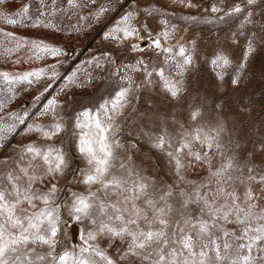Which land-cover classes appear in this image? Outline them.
<instances>
[{
  "label": "snow or ice",
  "instance_id": "obj_1",
  "mask_svg": "<svg viewBox=\"0 0 264 264\" xmlns=\"http://www.w3.org/2000/svg\"><path fill=\"white\" fill-rule=\"evenodd\" d=\"M259 2L239 0L227 9L216 4L206 9L223 12L219 20L238 18L240 35H245L247 29L244 59L237 72L244 69L255 46L264 44V19L258 22L253 11ZM173 3L195 7L192 0ZM67 4L79 6L77 0H67ZM28 14V5L17 13L25 19ZM166 17L153 3L141 5L140 0H127V11L105 38L144 42L146 34L144 47L133 42L129 44L131 50L152 48L168 53L165 63L176 60L174 66L182 75L192 63V55L179 41L165 46L178 30ZM4 18L8 24L18 23ZM148 19L158 20L160 30L152 31ZM42 24L51 26L39 18L34 22V26ZM6 35L12 37V33ZM13 39L16 50L28 45L37 59L41 53L61 55L60 49L42 41ZM211 64L231 67L232 61L219 53ZM125 70L143 72L148 84L155 74L161 88L173 98L183 91L181 82L172 79L165 68H149L143 59L123 65L118 71ZM42 73L43 69L21 74L0 72V77L9 84H32L33 78L39 80ZM121 79L126 83L108 99L74 118V128L79 130L74 133L76 150L86 167L73 171L79 173V183L87 186V194L71 193L69 215L77 222L87 220L92 225L81 233V245L57 252L62 221L59 205H53L62 191L58 183L71 157L53 145H27L17 158L0 162V264H264V138L252 141L251 149H241L237 156L225 153L221 142L225 129L219 123L207 132L202 127L182 132L178 139L167 133L143 132L152 147L167 158L172 183L148 176L130 155L125 158L118 151L124 148L115 138L120 130L119 118L125 116L130 97H135L141 86L130 75ZM56 108L55 98L49 100L40 115L51 114L52 123L29 124L27 131H35L47 140L59 135L64 124ZM26 115L17 116L20 123ZM200 116L195 108L189 118L197 121ZM235 147L239 148V143ZM197 168L205 169L207 177L189 179L190 172ZM94 185H98L95 191Z\"/></svg>",
  "mask_w": 264,
  "mask_h": 264
},
{
  "label": "rangeland",
  "instance_id": "obj_2",
  "mask_svg": "<svg viewBox=\"0 0 264 264\" xmlns=\"http://www.w3.org/2000/svg\"><path fill=\"white\" fill-rule=\"evenodd\" d=\"M72 8L67 0H2L0 2V72L21 74L28 71L43 73L32 84L9 82L0 77V162L17 158L27 145L60 147L71 157L70 166L60 178L55 205H59L62 221L58 233L57 252L71 250L81 245V233L92 227L87 220L77 222L69 215L71 193L87 194V186L79 183V173L74 169L86 165L76 150L74 118L85 109L94 110L108 99L122 83L123 76L130 75L141 85L125 116L119 118L120 130L115 138L124 145L118 150L123 157L131 156L134 164L146 175L172 183L167 158L153 148L143 132L167 133L178 139L185 131L202 127L206 132L217 124L225 131L221 142L225 153L239 156L241 149L248 152L252 141L264 138V44L255 46L242 71L236 69L244 59L245 35H240V20L236 17L217 19L221 13L206 11L213 4L227 9L239 0H192L195 7H185L173 0H140L141 5L153 3L160 8L177 31L165 46L183 43L192 55V63L178 75L176 60L165 63L168 53L152 48L143 52L132 51L130 43L105 38L127 11V0H77ZM29 6L28 18L17 15L21 7ZM103 9V11H101ZM254 19H264V0L253 7ZM4 17L16 19L8 24ZM185 17L196 19L185 20ZM39 18L51 26H34ZM211 21V22H209ZM152 31H159L158 20L148 19ZM248 27H251L250 25ZM12 33V37L7 36ZM16 40L43 42L61 50V55L41 53L37 59L33 50L24 45L15 48ZM163 43V42H162ZM11 49V51H9ZM219 53L232 61L231 67L213 66L211 60ZM138 59L152 67H163L174 80H179L183 91L173 98L160 86L155 74L152 83H145L143 72L118 71L123 65L135 64ZM179 59V58H177ZM223 76L221 79L220 76ZM236 79L237 83L232 81ZM38 98V99H37ZM55 98L56 111L63 118L64 130L51 140L35 131H27L29 124L41 126L52 123V115H40L44 105ZM198 108L197 121L189 118ZM20 123L17 116H25ZM183 126V127H181ZM239 143V148L235 145ZM136 147L132 148L131 145ZM260 157H257L259 159ZM219 157H217V162ZM207 171L197 168L190 172L191 180H203ZM98 185H94L95 191ZM229 227H232L229 225ZM71 264V262H70Z\"/></svg>",
  "mask_w": 264,
  "mask_h": 264
}]
</instances>
